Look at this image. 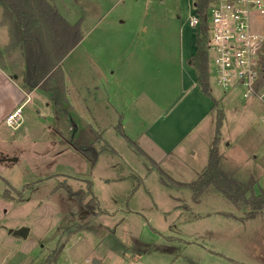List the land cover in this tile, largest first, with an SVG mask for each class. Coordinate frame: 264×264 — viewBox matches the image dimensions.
<instances>
[{
	"label": "rangeland",
	"instance_id": "374dc122",
	"mask_svg": "<svg viewBox=\"0 0 264 264\" xmlns=\"http://www.w3.org/2000/svg\"><path fill=\"white\" fill-rule=\"evenodd\" d=\"M48 1L71 24L80 22L83 41L64 60L62 68L71 90L70 105L76 113L87 116L89 120L91 116L77 91L80 95L86 94L84 88L92 86L90 83L94 77L103 93L104 88L115 87L114 83L106 80L109 75L105 69L107 54L103 46L109 40V31L119 27L148 31L173 30L179 26L181 28L182 22L187 23L190 11V0H165L164 3L159 0ZM121 20H126V25H121ZM253 24V29L264 39V17H255ZM143 37L153 43H157L153 40L163 39L161 34L149 35V32ZM261 45L264 50V40ZM23 69L14 67L10 76H16L21 82ZM210 80L215 97L226 94L235 100L234 104L216 105L215 125L205 124L200 145L206 147L210 136L213 143L217 140L223 157L222 168L236 179L245 181L253 171L259 174L264 172V123L261 121L264 108L259 104L251 107V100L244 99L237 88L229 91L221 89L216 85L213 74ZM175 84L162 83L158 92L153 91L155 93L152 95L176 94ZM142 86L147 88L145 84ZM17 87L20 88L19 85ZM7 88L3 86L5 95L1 94L0 113L8 109L12 100L8 97L14 96L15 99L19 95L17 90ZM124 90L129 95V89ZM111 92L114 93L113 90ZM25 102L26 99L18 107L22 106V124L18 130L7 128L5 122L6 128L0 126V133L3 130L5 138L11 137L6 139L7 142L0 141V144H4L0 146V234L3 237L0 242V264H46L52 250L63 243L64 251L53 264H91L93 260H104L103 264H264V212L250 222L244 219L247 210H239L219 194H206L196 205L192 202L191 190L185 189L181 196L175 189L163 188L157 180L159 170L157 172L153 165L143 162L139 156L134 157L127 150L128 144L123 136L117 135L111 126L115 118L109 119L99 111L98 123L104 132V139L116 153L111 151L112 154H108L110 158L103 156L92 177L96 190L104 194L101 197L104 205L122 211H114L109 219L99 209L92 211L82 205V211L102 215L94 219L90 217L84 223L86 218L79 204L71 210L73 203H69L65 197L68 187L73 191L87 190L88 183L93 181L90 178V164L54 129H49L50 125L56 127L57 121L59 125H64L70 118L66 121L55 114L60 111L53 106L49 108L47 103L50 100L45 102L43 96L34 95ZM55 141L62 143L54 146ZM205 147L200 146V149ZM63 149L65 153L61 151ZM162 168L166 169V165L163 164ZM167 170L174 179L194 182L191 171L185 165L182 168L181 163ZM110 171L111 175L116 176L131 174L141 177L137 178V182L142 186L131 202L128 194L132 187L129 191L128 188L135 185L134 182L127 179L123 185L115 183L105 186L97 181ZM165 181L171 187L175 184L167 177ZM6 190L9 199L4 198ZM18 192L23 194V200H20ZM113 195L116 200L114 206L107 200ZM174 196L182 200V209L186 208L183 206L185 204L191 207V211H182L183 219L195 221L182 225L179 220L182 212L175 211L176 204L172 202ZM149 201H154L156 206L149 204ZM102 209L105 210L104 207ZM134 209L140 214L126 213ZM199 213L204 215L200 221ZM122 218L125 220L122 221ZM102 224L111 231L101 228ZM25 230L28 234L23 237L21 232ZM202 232L204 237L198 239L196 233ZM215 232L220 234L218 238ZM186 238L196 240L198 244L187 245ZM66 240L69 241L66 243ZM145 247L149 249L145 250ZM204 247L215 252L209 253Z\"/></svg>",
	"mask_w": 264,
	"mask_h": 264
},
{
	"label": "crops",
	"instance_id": "0c3cea01",
	"mask_svg": "<svg viewBox=\"0 0 264 264\" xmlns=\"http://www.w3.org/2000/svg\"><path fill=\"white\" fill-rule=\"evenodd\" d=\"M159 2L164 3L165 0H159ZM50 4L53 5L51 2ZM189 6L190 11L187 23L182 22L181 17L179 19L182 22L181 28L179 26L173 30L148 31L139 28L125 29L119 27L109 31V40L104 43L103 46L104 53L107 55L106 57H103L106 58L105 69L108 70L107 73L109 75V77H106V80L114 83L115 87L110 89L104 88L103 93L101 92V88L97 85L98 82L95 80L96 77H94V81L90 83L92 86L84 88L86 90V94L84 93L80 95V93L77 91L79 94V99L83 102V104H85V108L91 116L89 120L87 116L76 113L75 110H73V107L70 105L69 96L71 90L67 86L66 79L65 83L68 90L67 98L69 102L67 105L69 107V112H67V114L64 113L62 109L52 101L49 93L44 92L40 88H34L33 90H30L24 86L23 77L26 68L24 51L21 47L12 48L10 46L12 42L10 28L9 24L4 21V8L2 5H0V100L3 98L1 94L5 95L3 86L8 87L7 89L10 90H17L19 94L15 99L14 96H12V98L8 97L9 100H12H10L8 109L0 113V126L5 127L4 122L7 116L18 109L19 105L23 103L25 99V103H27L34 95L39 97L43 96L45 102L50 100V102L47 103L49 108H52L53 106L55 110L58 109L60 111L54 112L55 114L59 115L60 118H63L66 121L70 118L69 121L64 122V125H59L60 123L57 121L56 127L54 125H50L49 127L51 130L54 129L59 134L60 138L66 143H69L70 146L72 142L78 137L80 131L86 128L91 127L101 133L102 140L96 144L100 154L95 165L93 167H89L91 178L95 170H98L101 158H103V156H108V158H110V155L108 154H112L111 151L115 150L110 145V143L104 139V132H102V128L99 126L97 114L98 111L102 112L109 119H111V117L115 118L111 126L115 129L117 135H120L121 137L123 136L122 138L128 144L126 147L127 150L129 149L133 153L134 157L137 155L142 158L143 162H147L151 164V166L153 165L157 172L159 170L157 180L159 183H162V187L175 189L182 196L183 191L185 189H189L184 185L189 183L181 182L176 178L174 179V177L171 176V172H169L167 169L172 165L181 163L182 168H184L185 165L191 171V177H193V181L199 178V176L208 166L209 153L213 143V139H211L210 136L209 144L206 147L205 145L202 146L203 144L200 145L199 139H202L203 134L205 133L204 126L206 123H209L214 127V113L216 112V105L225 106V104H234L235 100L226 94H224L222 97H215L211 88L210 96H207L202 92L198 84L196 71L190 65L189 60L196 55V40L198 37H202V34L197 33L196 29L190 25V18L194 14L191 0ZM120 24L126 25V20H121ZM148 32L149 35L161 34L163 38L161 41H153L162 43L158 45L149 39H143V36H147ZM205 40L203 42V46L206 48ZM74 49L69 54V56L74 52ZM14 67L24 68L21 73V82L18 81L16 76H10V71ZM208 70L210 84V65ZM165 82H167V84L176 83L175 90L178 93L171 94L169 96L166 93L161 96L158 95L157 97L152 95V93H155L153 91L158 92L157 90L162 86V83ZM142 84L147 85V88L143 87ZM17 85H19L20 88H18ZM124 89H129V95H127ZM76 90L78 89L76 88ZM112 90L114 91L113 94L111 92ZM254 104L255 106L259 104L261 107H263L257 101L251 100L250 106L254 107ZM261 121L264 123V117L261 119ZM1 129L2 128H0V130ZM210 133H213V131ZM4 136V131L2 130V133H0V141L7 142L6 139H11L10 136L8 138H5ZM55 142L56 143H53L54 146H59L62 143L59 141ZM46 143H49V141H46ZM1 145L4 144L1 143L0 146ZM200 146L205 147V149H200ZM55 148L56 147H54V149ZM61 151L65 153L66 150L63 149ZM60 153H58V155ZM110 161L113 162V159H110ZM163 164L166 165V169L162 168ZM260 174L261 176L254 188L255 194H259L261 189H264V172L262 171ZM62 175L69 177L66 176V174ZM165 177L175 183L174 186L172 184L173 187L168 185V183L165 181ZM137 178L141 179V177L131 174H122L117 176L111 175L110 171L106 176L99 177L97 181L99 183L103 182L105 186H111V184L115 183L123 185L127 179L134 182L133 184L135 185H131L128 188L129 191L131 187H136L135 189L131 188L128 194L131 202L134 194L137 193L139 191L138 189L142 186L141 183L137 182ZM84 181L86 182L87 180ZM93 181L89 182L91 183L92 193L98 201V209L105 214L104 217L110 219L112 218L111 216L114 211H122L120 208L114 210V208L109 209V207L104 205V202H102L101 198L104 196V194L102 195L98 190H96L94 178ZM165 192H167V189ZM113 197L114 195L111 197V199L107 200L110 201L111 205L114 206L116 200ZM172 199V202L176 204L175 211H191V207L186 204L183 205L184 207L186 206V208H181L182 200L179 197L174 196ZM201 201L202 198L199 202L195 203L193 201L192 194L193 204L198 205L201 203ZM149 204L156 206L154 201H152V203L149 201ZM75 206L77 205L72 204L70 209L72 210ZM81 207L82 205L79 204L81 213L86 218L84 223L88 222L90 217L94 219L95 217L98 218V216H102L97 212H84L82 211ZM102 207H104L105 210H103ZM183 212L181 215H179V220L183 223L182 225L185 223L187 225L188 222L192 223L195 221V219L185 221L183 219ZM263 212L264 211L260 212L256 218L250 219V222H253L259 216H261ZM126 213H129L130 215L140 214L135 209L128 210ZM164 213L166 215L168 214V212L165 211ZM198 215V221H200V218L204 215L202 216L201 213ZM226 217L228 219H234L233 217ZM121 220L123 221L125 219L122 218ZM101 228L111 231L108 226L103 224L101 225ZM203 233L204 232L196 233L198 236L197 238L200 239V237H204ZM216 234V237L218 238L220 234ZM73 235L75 236L76 234ZM250 235H252V232ZM190 237L192 238L191 235ZM165 238L169 239L168 237ZM191 238H186L188 239L186 241L187 245H197L198 242ZM68 241L69 240H66L65 242L67 243ZM181 242L185 244V242L182 240ZM64 247L65 243H63V249L61 253L64 251ZM144 249L148 250L149 248L145 247ZM204 249L209 253H212L213 251L206 247H204ZM68 260L69 259H66V261ZM99 261L102 264L104 263V260Z\"/></svg>",
	"mask_w": 264,
	"mask_h": 264
},
{
	"label": "trees",
	"instance_id": "16d2710c",
	"mask_svg": "<svg viewBox=\"0 0 264 264\" xmlns=\"http://www.w3.org/2000/svg\"><path fill=\"white\" fill-rule=\"evenodd\" d=\"M209 1L198 0L195 4L201 18L202 37L197 38V53L189 60L196 71L198 84L207 96H210L208 70L210 61L203 42L208 30L206 10ZM0 5L4 8V21L10 28L12 38L10 46L21 47L24 51L26 62L24 86L30 90L40 88L49 93L52 101L67 114L68 90L62 63L83 39L80 22L70 24L48 0H0ZM262 67L264 72V58ZM101 140V133L89 127L80 131L71 146L88 160L90 167H93L100 154L96 144ZM222 159L218 141L215 140L205 171L196 181L184 186L192 191L195 203L206 194H219L239 210H247L244 219L256 218L264 211V189H261L259 194H255L254 190L261 174L253 171L247 180L241 181L222 168ZM17 195L23 200L21 192ZM4 198H10L7 190ZM65 198L71 204H81L92 211L98 209V201L92 193L91 183H88L86 191H73L68 187ZM62 249L63 244L53 250L46 259V264L55 263Z\"/></svg>",
	"mask_w": 264,
	"mask_h": 264
},
{
	"label": "built area",
	"instance_id": "2783aa9c",
	"mask_svg": "<svg viewBox=\"0 0 264 264\" xmlns=\"http://www.w3.org/2000/svg\"><path fill=\"white\" fill-rule=\"evenodd\" d=\"M197 1L191 0L194 14L190 25L200 33ZM255 17H264V0H210L205 41L216 85L225 91L237 88L244 99L255 100L264 108V39L253 29ZM5 123L18 130L22 124L21 108L9 114Z\"/></svg>",
	"mask_w": 264,
	"mask_h": 264
},
{
	"label": "water",
	"instance_id": "95a60500",
	"mask_svg": "<svg viewBox=\"0 0 264 264\" xmlns=\"http://www.w3.org/2000/svg\"><path fill=\"white\" fill-rule=\"evenodd\" d=\"M27 234H28V231H26V230L21 232V235L23 237H26ZM91 264H102V263L100 261H98V260H93Z\"/></svg>",
	"mask_w": 264,
	"mask_h": 264
}]
</instances>
